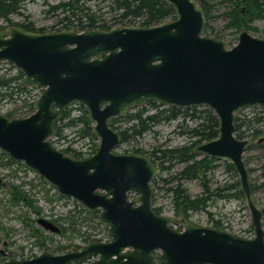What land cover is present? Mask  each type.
Segmentation results:
<instances>
[{"label": "water", "instance_id": "95a60500", "mask_svg": "<svg viewBox=\"0 0 264 264\" xmlns=\"http://www.w3.org/2000/svg\"><path fill=\"white\" fill-rule=\"evenodd\" d=\"M177 17L154 27L0 32V62L23 74L24 87L42 89L28 117L0 113V150L41 176L63 197L99 211L110 241H89L54 254L5 264H264L263 211L256 205L244 162L249 139L236 135L235 118L259 107L264 113V38L242 30L238 42L206 34V16L196 0H166ZM148 101L168 107H208L219 137L195 152L234 166L251 214L254 237L224 228L159 215L152 183L160 169L141 153H117L122 138L110 120ZM84 106L99 138L97 151L75 157L54 146L65 110ZM5 182L0 177V186ZM132 196V197H131ZM38 224L59 234L41 218Z\"/></svg>", "mask_w": 264, "mask_h": 264}, {"label": "trees", "instance_id": "16d2710c", "mask_svg": "<svg viewBox=\"0 0 264 264\" xmlns=\"http://www.w3.org/2000/svg\"><path fill=\"white\" fill-rule=\"evenodd\" d=\"M28 1L34 0H0V21L13 24L11 18L15 15H20V10ZM93 1L109 4L110 10L113 13V23H108L98 11L92 9L90 3ZM197 1L200 3L206 16V33L209 30L214 31V28L210 25L213 5L210 3V0ZM221 1L229 5L228 11L225 14L229 19L226 28L235 29L237 32H240L242 29L256 30L252 27V24L257 19L264 18V0ZM45 3L48 6L47 13L59 17L58 24L51 28L57 31L70 29L78 31H84L85 29L110 30L119 26H130L138 23H140V26L154 27L174 20L177 17L174 6L166 0H60L56 4H50L47 1ZM19 25L24 30L30 32L46 31V29H36L34 23L30 21L22 22ZM13 71V66L4 65L1 67L0 63V102H12L17 99L26 102L32 97L34 88L21 86L20 80L23 78V74L20 71H15L13 74ZM147 105H151V107H138L135 111L119 117L117 121L112 119L110 125L120 133L122 138L121 144H124L137 141L148 132H157L154 128L163 122L178 120L174 133L185 137L188 143L180 147L154 150L152 153L154 163L160 166L164 174H167L166 177L161 175V177L153 181L155 191L164 190L165 188L167 194L171 193L170 195L174 197L178 213L204 211L209 207L211 202L243 198L239 181L231 185L225 184L213 188L209 173L216 168L215 162L218 159L202 156L195 152L198 145L219 137V121L214 111L208 107L197 108L193 106L161 108L164 105L153 101H149ZM74 110L77 111L75 115L73 114ZM88 115L87 109L82 105H78L76 109L69 108L65 110L57 122V134L55 138L71 141L68 139L69 135L66 134L67 130H71L79 139L92 141L95 144V152L98 148L99 138L94 134V124L89 120ZM241 115H244V117L241 118ZM119 121L124 124L125 128L115 126V123ZM235 126L236 135L240 139L258 137L264 132L263 112L258 111L250 115L246 111H241L235 118ZM260 126H262V129ZM262 147L264 149V144H262ZM68 151L75 152L71 147H68ZM129 152L127 150L123 151V153ZM132 152L145 153L139 148L134 149ZM75 155L79 156L80 154L75 152ZM177 166H180V169L175 172L174 169ZM226 166L229 171L237 174L231 163L227 162ZM42 180L47 185V182L43 178ZM188 181L198 182L203 192L195 197L191 196L184 185ZM174 183L175 185H173ZM261 186L264 187V183ZM251 188L255 190L258 186L252 185ZM48 199L49 202L55 201L54 198L49 196ZM9 200L11 206L21 204L29 211V214L27 211L24 215H21L19 220L28 228H32L33 233L40 231V229L34 228L38 223V218L42 214L41 209L35 205V201L17 186L12 187L11 191H9ZM80 210L86 213L87 218L91 220L93 218L97 219L96 212L88 211L84 208H80ZM155 210L161 215V208L155 207ZM74 219L73 215H68L67 217H60L58 220L52 221L60 226V234L63 236L67 234L81 235ZM215 227H220V224L216 222ZM86 240L88 239L86 238ZM48 241L49 239H45L39 246L43 247Z\"/></svg>", "mask_w": 264, "mask_h": 264}, {"label": "rangeland", "instance_id": "374dc122", "mask_svg": "<svg viewBox=\"0 0 264 264\" xmlns=\"http://www.w3.org/2000/svg\"><path fill=\"white\" fill-rule=\"evenodd\" d=\"M45 1L50 4H56L60 0L28 1L20 10L21 14L15 15L11 18L13 24L0 21V28L2 27L0 32H5V30L9 27H18L24 30V28L19 24L29 21L34 23L36 29H46L45 32L57 31L52 30L51 28L52 26L58 24L59 17L47 13L48 6L46 5ZM210 3L213 5L210 25L214 28V31L209 30L206 34L209 36L212 34V36L228 41L230 47L234 46L238 42L239 33L246 29H242L240 32H237L235 29L226 28L229 19L225 14L228 11L229 5L227 3H223L221 0H210ZM90 5L94 11H98L99 14L102 15L105 21L108 23H113V13L111 12L108 3L93 1L90 3ZM139 24L140 23L136 25ZM252 27L256 30H247L251 35L264 38V18L257 19L252 24ZM0 63L1 67L5 65L3 62ZM12 73L14 74L15 71ZM147 103L144 106H148ZM78 105L79 104H75L70 108L76 109ZM28 107H32V101L25 102L17 99L12 102H0V112L5 113L11 118L28 115ZM138 107L141 106H131L128 112L123 116L135 111ZM148 107L150 108L151 105ZM164 107L168 108L166 105L161 106V108ZM243 111H246L247 114L251 115L262 110L259 107H254ZM30 112H32V110H30ZM73 114H77V111L74 110ZM244 115H241V118H243ZM118 118L119 117H115L112 119L117 121ZM112 119L110 120V123L112 122ZM177 122L178 120L173 122H163L154 128L157 132H148L144 136L140 137L137 141L120 144L116 152L122 153L123 151L127 150L130 151L129 153H134L132 151L139 148L145 152L141 154H146L152 158V153L155 149H166L169 147L175 148L187 145L188 141L185 137L174 133ZM115 126L125 128L121 121L115 123ZM261 127L262 126H260V128ZM158 131L160 134H158ZM66 134L69 135L68 139L71 141L58 140L57 137L52 139L55 146L57 145L65 153L74 155L75 157H83V155L89 153L87 150L91 148L94 150L95 144L92 143V141L79 139L76 134L71 132V130H67ZM73 139H75V141H73ZM246 139L250 140V144L244 154V162L248 169L251 187L252 185L258 186V188L255 190H252V196L258 208L263 211L264 187H262L261 184L264 183V149L262 147V144H264V132L258 137ZM68 147H71L73 151L79 153L80 155L76 156L75 152L68 151ZM226 163L227 161L218 159L215 162L216 168L209 173V178L212 180L211 184L213 188L225 184L231 185L239 181L238 174H234L232 171H229L227 169ZM158 167L160 169V166ZM179 169L180 166H177L174 171L176 172ZM161 175L164 177L167 176L166 173L164 174V172L160 170L157 177L159 178ZM0 177L5 182V185L1 186L0 188V264H5V262L11 258L18 260L31 259L40 255L46 249L52 250L54 254H63L66 251L80 248L92 240H109L107 227L101 225L98 222L99 211H94L97 213V219L93 218L91 220L90 218H87L86 213L82 212V210L79 208L82 207L83 209V206L73 203L74 201L71 198L63 197L60 194H57L56 190L53 189L48 182L47 185L44 184L41 176L29 171L21 162H16L8 155H3V153H0ZM175 183L173 185H175ZM184 185L188 189L189 194L193 197L200 195L203 192L201 185L196 181H188L185 182ZM15 186L20 187L22 191L28 194L35 201V205L42 211V214L39 218L58 220L60 217L73 215L75 218L74 220L77 223V229L80 231L81 235L67 234L66 236H63L62 234H56L45 230L38 223L36 226H34V228L40 229V231L33 233L32 228H28L19 220L20 216L24 215L28 210L21 204L18 206L10 205L9 191H11L12 187ZM170 194L166 193L165 188L164 190H154L152 201L154 208L159 207L162 209V215L175 218L173 226L175 225L176 227L183 229V222L189 221L200 226L212 225L215 227L216 222H218L220 227L226 228L232 233L246 238L254 237V228L252 225L251 214L244 194L243 198L241 199L232 198L229 201L218 200L216 202H211L209 207L204 211L186 213H178L176 211L174 197ZM48 196L54 198L55 201L49 202ZM56 225L59 226L58 224ZM44 238L49 239V241L46 245L40 247L39 245L44 242ZM86 238L88 240H86ZM2 251L6 253L7 256H4L1 253ZM92 260L93 258L74 264H87Z\"/></svg>", "mask_w": 264, "mask_h": 264}, {"label": "built area", "instance_id": "2783aa9c", "mask_svg": "<svg viewBox=\"0 0 264 264\" xmlns=\"http://www.w3.org/2000/svg\"><path fill=\"white\" fill-rule=\"evenodd\" d=\"M14 71H16V70H14ZM17 72V71H16ZM40 93H41V90L40 89H35V90H33V93H32V97L28 100V101H32V104L34 103V101L39 97V95H40ZM21 108V107H20ZM29 108V114L31 113L30 112V110H31V107H28ZM21 111V110H20ZM19 111V112H20ZM0 113H2V112H0ZM5 114V113H4ZM28 114V115H29ZM27 116V115H26ZM24 117V116H23ZM89 153L88 154H85V155H91L93 152H94V150L91 148V149H89V150H87ZM1 154H2V152H0ZM84 155V156H85ZM73 203H75V202H73ZM75 207V206H74ZM79 208H81V207H79ZM46 219H48V220H50V218H46Z\"/></svg>", "mask_w": 264, "mask_h": 264}, {"label": "flooded vegetation", "instance_id": "af4514ba", "mask_svg": "<svg viewBox=\"0 0 264 264\" xmlns=\"http://www.w3.org/2000/svg\"><path fill=\"white\" fill-rule=\"evenodd\" d=\"M33 90H35V88H34ZM158 134H160L159 131H158ZM156 165H157V164H156ZM160 170H161V168H160ZM156 178H158V177H156ZM156 178H155V179H156ZM155 179H154V180H155ZM152 186H153V183H152ZM174 227H175L177 230H180V231L182 230L181 228H178V227H176L175 225H174ZM1 253H2L4 256H7L6 253H4L3 251H2Z\"/></svg>", "mask_w": 264, "mask_h": 264}]
</instances>
